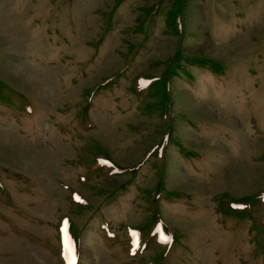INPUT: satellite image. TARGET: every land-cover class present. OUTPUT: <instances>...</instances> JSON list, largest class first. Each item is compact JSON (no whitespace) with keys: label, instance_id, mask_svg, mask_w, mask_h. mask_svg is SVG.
Here are the masks:
<instances>
[{"label":"rangeland","instance_id":"1","mask_svg":"<svg viewBox=\"0 0 264 264\" xmlns=\"http://www.w3.org/2000/svg\"><path fill=\"white\" fill-rule=\"evenodd\" d=\"M75 263L264 264V0H0V264Z\"/></svg>","mask_w":264,"mask_h":264},{"label":"snow or ice","instance_id":"2","mask_svg":"<svg viewBox=\"0 0 264 264\" xmlns=\"http://www.w3.org/2000/svg\"><path fill=\"white\" fill-rule=\"evenodd\" d=\"M137 246H139V245H137ZM67 251H68L69 257L74 260L75 259V255L73 253V249H72L70 244L67 247Z\"/></svg>","mask_w":264,"mask_h":264}]
</instances>
